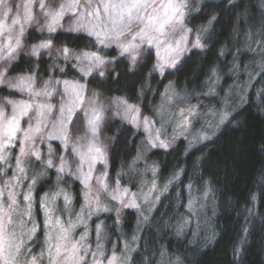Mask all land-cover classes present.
<instances>
[{"label":"clouds","instance_id":"9594fccd","mask_svg":"<svg viewBox=\"0 0 264 264\" xmlns=\"http://www.w3.org/2000/svg\"><path fill=\"white\" fill-rule=\"evenodd\" d=\"M259 84L264 0H0V264H201L241 205L264 264V164L206 170Z\"/></svg>","mask_w":264,"mask_h":264},{"label":"trees","instance_id":"16d2710c","mask_svg":"<svg viewBox=\"0 0 264 264\" xmlns=\"http://www.w3.org/2000/svg\"><path fill=\"white\" fill-rule=\"evenodd\" d=\"M259 86L264 87V84ZM253 90H257V84H253ZM262 113H264V95L257 100L250 92L249 102L237 113V118L242 120L243 124L240 128L225 127L206 161V170H212L218 165H230L239 172V177L231 185L233 190H239L241 181L250 180L253 170L264 164V115ZM237 141H239L238 144ZM191 159L192 154H189L190 162ZM258 182L264 183V175L259 177ZM240 195L243 196L244 193L240 192ZM183 202L181 200L178 203L176 201L162 202L156 213L171 215L182 211ZM244 207L241 205L225 217V225L230 227L223 234L216 251L204 253L201 264H221L224 248L232 242L234 234L238 233L241 239L245 238L244 230L251 225L250 213H245ZM258 207L264 208V200L258 201ZM128 219L131 220L129 215ZM248 261L249 264H259V254L255 243L248 249Z\"/></svg>","mask_w":264,"mask_h":264},{"label":"rangeland","instance_id":"374dc122","mask_svg":"<svg viewBox=\"0 0 264 264\" xmlns=\"http://www.w3.org/2000/svg\"><path fill=\"white\" fill-rule=\"evenodd\" d=\"M226 82H227V78H226ZM183 143H184V141H181V145H183ZM181 196H182V198H181L180 200H181V201H184V202H183V204H184V205H183V206H184V207H183V210H184L185 205H186V202H187V197H188V193H187V191H186V190L182 191V195H181ZM161 204H162V203H161ZM161 204H160V205H161ZM160 205L157 206V209L160 207ZM157 209H156V210H157ZM128 215L132 218V212H131V210H127V216H128ZM129 222H131V220H129ZM197 241L199 242V237L197 238Z\"/></svg>","mask_w":264,"mask_h":264}]
</instances>
